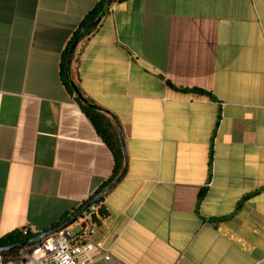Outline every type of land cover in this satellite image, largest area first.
<instances>
[{
  "label": "crops",
  "instance_id": "obj_1",
  "mask_svg": "<svg viewBox=\"0 0 264 264\" xmlns=\"http://www.w3.org/2000/svg\"><path fill=\"white\" fill-rule=\"evenodd\" d=\"M98 1L0 0V238L69 225L114 173L61 71ZM98 23L70 68L129 164L92 264H264V0L113 1Z\"/></svg>",
  "mask_w": 264,
  "mask_h": 264
},
{
  "label": "built area",
  "instance_id": "obj_2",
  "mask_svg": "<svg viewBox=\"0 0 264 264\" xmlns=\"http://www.w3.org/2000/svg\"><path fill=\"white\" fill-rule=\"evenodd\" d=\"M90 201L83 204L84 210L69 225L43 233L39 241L17 248L14 254L6 256L0 252V264H92L98 259L111 262L110 251L95 238L100 204L96 201L88 204ZM75 223L78 228L73 230L71 226ZM37 232L32 225L22 230L24 235Z\"/></svg>",
  "mask_w": 264,
  "mask_h": 264
},
{
  "label": "trees",
  "instance_id": "obj_3",
  "mask_svg": "<svg viewBox=\"0 0 264 264\" xmlns=\"http://www.w3.org/2000/svg\"><path fill=\"white\" fill-rule=\"evenodd\" d=\"M108 0H99L97 4L93 7L92 10L89 11V13L82 19L79 27L73 34L72 38L70 39L69 43L67 44L63 54H62V77L63 80L68 87V89L71 91V93H75L73 87L70 85L68 82V75L66 74V64L69 56V52L71 49V46L75 39L78 38V36L81 34V32L96 18L98 17L102 11L105 9L106 4ZM117 2H124L128 0H114ZM99 25L96 24L91 30H89L82 38L80 41L85 39L88 35H90ZM75 53L73 55V60H75ZM71 71V77L73 81L77 84V86L80 89V84H79V75L78 72L75 71L77 74L73 72V68H70ZM81 90V89H80ZM184 91H189L187 88H183ZM191 91L198 92L201 94H206L209 95L210 97H213L212 93L209 91H205L203 89H198V88H193ZM82 92V90H81ZM78 102L80 103L81 107L83 110L86 112V114L89 116L91 121L93 122L94 126L96 127L97 131L101 136L104 138L106 143L111 147L114 158H115V168H114V173L111 176V178L97 191L96 195L100 194L104 189H106L108 186H110L116 179L117 177L122 173L124 167H125V154L122 146V141L121 137L119 134L118 126L114 120V118L107 113L105 110H99L95 109L92 107H89L86 105L83 101H81L80 98L77 97ZM91 100V99H90ZM92 101V100H91ZM93 102V101H92ZM95 103V102H94ZM96 104V103H95ZM213 150H211V159H210V165L212 164V158H213ZM205 194V191H201L199 198H202ZM103 201V198L100 200H97L96 202L100 204V208L98 211V217H97V222H99L106 214L107 210L104 207L101 202ZM29 238V235H24L21 231V233H9L5 235L4 237L0 238V248L6 247L13 245L15 243L24 241ZM17 249H12L8 251H3L4 255L8 256L11 254L16 253Z\"/></svg>",
  "mask_w": 264,
  "mask_h": 264
},
{
  "label": "water",
  "instance_id": "obj_4",
  "mask_svg": "<svg viewBox=\"0 0 264 264\" xmlns=\"http://www.w3.org/2000/svg\"><path fill=\"white\" fill-rule=\"evenodd\" d=\"M114 0H108L105 9L102 11V13L96 17L82 32L81 34L78 36L77 39H75V41L73 42L70 52H69V56H68V60H67V64H66V74L68 75V82L70 83V85L73 87L75 94L78 98L81 99V101H83L86 105H88L89 107L95 108V109H99V110H105L103 109L101 106L95 104L94 102H92L83 92H81V90L79 89V87L77 86V84L73 81L71 75H70V66H71V61L73 58V54L75 51V48L79 42V40L82 38V36H84L90 29H92L102 18L103 16L108 12L109 8L111 7L112 3ZM117 125H118V129H119V133L121 136V141H122V146H123V150H124V154H125V167L122 171V173L117 177V179L110 185L108 186L106 189H104L100 194H98L94 199H92L88 204H91L97 200H100L108 191L112 190L125 176V174L127 173L128 170V164H129V157H128V153H127V147H126V142H125V135L123 132V128L121 126V124L119 123V121L117 120V118H115ZM84 210V208H82L81 210H79V212L74 215L71 219H70V223L73 222ZM49 232H46L44 234H48ZM43 237V235H40L36 238H32V239H27L18 243H15L13 245L10 246H6V247H2L0 248V252L3 251H8V250H12V249H17L20 247H24L26 245H30L34 242L39 241L41 238Z\"/></svg>",
  "mask_w": 264,
  "mask_h": 264
},
{
  "label": "rangeland",
  "instance_id": "obj_5",
  "mask_svg": "<svg viewBox=\"0 0 264 264\" xmlns=\"http://www.w3.org/2000/svg\"><path fill=\"white\" fill-rule=\"evenodd\" d=\"M72 228H73V230L77 229L78 228V224L77 223L73 224Z\"/></svg>",
  "mask_w": 264,
  "mask_h": 264
}]
</instances>
